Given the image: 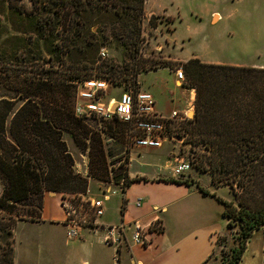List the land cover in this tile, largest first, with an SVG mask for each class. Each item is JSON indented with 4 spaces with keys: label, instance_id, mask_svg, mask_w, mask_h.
<instances>
[{
    "label": "trees",
    "instance_id": "trees-1",
    "mask_svg": "<svg viewBox=\"0 0 264 264\" xmlns=\"http://www.w3.org/2000/svg\"><path fill=\"white\" fill-rule=\"evenodd\" d=\"M30 1L31 9L12 4V0H5L4 4L20 14L35 17L40 36L47 35V52L60 66L63 81L56 87L54 81L37 83L36 91L41 99L37 111L31 109L27 113L24 123L17 127L19 131L13 129L17 115L12 119L9 133L20 148L19 160L12 164L0 151V177L6 185L0 197V209L6 213L0 214V264H14V229L18 220L38 221L40 217L43 197L39 200L40 211L35 215L15 211V204L27 200L35 192L33 186L40 185L41 192L44 188L49 192L73 193L78 206H89L88 179L68 170L73 163L61 139L67 133L80 146L79 136L87 138L89 134L83 119L75 115L72 101H68L70 84L67 79L77 82L97 77L109 80L114 86L112 75H109L114 72L113 65L100 57L102 46L97 33L113 28L115 22L123 25L125 14H128L115 13L113 19L107 20L104 13L113 5V0ZM125 4L134 9L130 20L139 26L127 36L128 43L134 44L140 35L145 0H129ZM96 25L98 29L92 31ZM150 25L156 27L152 18ZM126 28L123 25L124 31ZM182 67L186 80L195 90V113L193 119L178 127L177 135L188 137L189 142L203 147L198 162L194 161L196 170L208 173L213 184L227 186L233 195L232 201H226L198 184L203 194L215 197L222 204L226 227L238 228L237 245L220 262L236 264L251 233L264 229V69L208 64L198 58L189 59ZM139 72L136 70L135 74ZM129 89L139 87L136 83L125 90ZM8 114L0 116V150L6 142L4 132ZM28 130L38 138L37 143L26 139L24 135ZM50 144L56 151L49 147ZM100 145L98 142L92 146L89 176L104 180L107 167ZM4 148L10 154L9 149ZM142 180L146 179H130L126 171L123 178L118 177L113 183L119 185L123 181L125 189L130 183ZM169 180L189 182L188 179ZM124 205L125 201L121 213H124ZM150 229L154 230L155 226Z\"/></svg>",
    "mask_w": 264,
    "mask_h": 264
},
{
    "label": "rangeland",
    "instance_id": "rangeland-1",
    "mask_svg": "<svg viewBox=\"0 0 264 264\" xmlns=\"http://www.w3.org/2000/svg\"><path fill=\"white\" fill-rule=\"evenodd\" d=\"M4 1L0 0V116H5L8 112L9 114L4 132L6 142L1 146L0 151L10 163L15 164L21 154L19 153L20 148L15 144L16 142L9 133L12 128V119L17 115L13 129L19 131L20 129H17V127L20 123H24L23 119L27 116V113L31 109L37 111V107L40 106L41 99L36 91L37 83L44 80L54 81L53 85L56 87L63 79L60 66L56 64L55 59L50 58L47 52V35L45 38L40 36L35 17L20 14L16 9L7 7ZM127 1L129 0H113V5L104 13L107 20L113 19L115 13H128L125 14L127 18L123 23L127 26L126 31L123 30L122 23L115 22L113 28L105 30L104 33H97L102 46L100 52L103 50L105 53L102 60L113 65L114 72H117V74H114V72L109 74L112 75L114 86L109 87L105 93V98L108 100L112 97L117 99L126 88L134 86L136 83L140 89L138 77L146 74L143 77V83L145 85L150 83L155 85V88H157L155 90L156 101L159 108L167 114L177 108L171 101V92L175 91L176 97L181 95L182 91L186 92V97H183L184 105L181 106L182 108H185L189 102L190 90L195 92L187 80L182 85L180 82L174 84V70L179 67L183 68L182 64L188 61L175 58L183 59L192 55L203 58L208 55L214 59L232 60L234 55L229 45V41L232 39L227 35V31L234 34L235 30L240 27V24L235 20L248 15L247 11H244L245 7L230 6V1L223 8L215 0H160L162 5L167 7L168 15L172 16H167L165 13L147 14L144 10L140 22V35L135 38L133 44V42L128 43L127 36L130 31H134L139 26H136L130 20L134 9L125 4ZM13 3L18 6L24 5L27 9L32 8L30 0H12ZM123 5L124 8H122ZM208 8L222 11L226 18L218 24H215L216 20L214 18L211 24L209 14H207ZM252 15H254V12L253 14L250 13L251 17L249 19L244 20H250ZM151 18L156 24L155 28L150 25ZM256 25L257 27L248 29L250 38L264 35V19ZM98 27L96 25L92 31H96ZM235 34V39L241 37L239 34ZM103 35H107V38H103ZM218 37L222 39L220 41L223 44L221 50L216 41ZM259 45H264V39L253 41V46L256 49L260 47ZM234 57L243 60L247 56L241 54ZM252 59L256 60L257 58L252 56ZM136 70L140 71L137 75L135 74ZM67 82L70 84L68 101H72L74 105L77 91L76 81L67 79ZM82 123L86 125L89 134L87 138L79 136L80 146L75 143L71 135L66 133L61 136L65 149L73 163L68 170L73 175L86 177L88 188L89 185L95 187L97 184L103 186L113 185L118 177L123 178L126 174L131 154L137 153V151L140 152L141 149L129 148V139L126 133L128 125L124 122L107 121L92 117L83 119ZM173 129L175 132L177 131L175 128ZM177 133L175 134L176 137L165 142L166 144L162 148H144L145 152L134 160L130 171L152 174L160 165L166 162L169 163V167L172 169L173 157L181 156L191 163L192 168L189 176L201 177L202 182L207 184L209 181L208 176H201L204 173L197 171L194 165V161L198 162L200 155L204 152L203 147L192 144L189 142L188 137H180ZM24 136L30 143H37L38 141V138L30 130L26 131ZM98 142L101 144L99 147L104 151L107 167V175L104 180L93 179L89 176L92 146L94 143L97 145ZM4 147L9 149L10 154L6 153ZM49 147L56 151V148L52 147L51 144ZM179 178L184 179V177ZM5 186L0 177V197ZM39 187L40 185L33 186L35 192L27 200L15 204L16 212L26 215H32L31 212H33L35 215L36 212L40 211L39 200L41 197L44 198L45 193L49 191H45L43 188L41 192ZM212 190L221 199L229 200L230 193H228L226 187L213 188ZM97 193L100 192L97 191ZM66 196L73 199L74 194L58 192L53 199H59L63 207ZM121 199L122 196L116 195L107 203L108 208H110L107 209V215L112 213V207ZM232 200L233 197L230 201ZM55 208L57 210L56 206ZM79 208L80 211H77V213L89 215L88 207L80 205ZM215 209L218 226L224 231L217 238L216 247L207 264H220L222 259L229 256L230 249L238 243V228L236 226L226 227L225 219L220 215L223 206L217 199L215 200ZM0 214L5 215L6 213L0 209ZM25 221L27 220H18L19 223L14 229V264H80L82 258H86L83 250L78 248L77 241L80 238L68 239L66 228ZM145 231L142 228L143 236ZM96 256L103 264H108L109 260L111 261V250L98 245Z\"/></svg>",
    "mask_w": 264,
    "mask_h": 264
},
{
    "label": "crops",
    "instance_id": "crops-1",
    "mask_svg": "<svg viewBox=\"0 0 264 264\" xmlns=\"http://www.w3.org/2000/svg\"><path fill=\"white\" fill-rule=\"evenodd\" d=\"M229 1L231 2L230 6L236 5V7H245L244 11L248 13L247 16L243 18L239 17V20H235L240 24V27L235 30V33L239 34L241 37L235 39L234 35L236 37V34H230V32L227 31V35L232 39L229 41V45L233 50V55L239 56L242 54L247 57L240 60L235 59L233 56L232 60H221L220 58H210L208 55V58L207 56L202 58L192 55L183 59H175L189 60L198 58L202 62L208 64L264 69V45H259L260 47L258 49L253 46V41H261V39H264V35L250 38L248 33V29L250 30L253 29V27H257L256 24L264 19V0H215V2L222 5L223 8L228 5ZM208 9L207 14H209L211 24L214 18L216 20L215 24H218L226 18L222 11L214 8ZM144 10L147 14L165 13L167 16H172L168 15L167 7L162 5L160 0H145ZM253 12L254 15H252V18L245 21L244 19H249V17H251L250 13L253 14ZM216 41L221 50L223 48V44L220 42L222 39L218 37ZM252 56H255L257 59H252ZM145 75L146 74L139 75L138 77L140 90L151 93L155 98L156 111L164 116H168L170 113H164L161 108H159V104L156 101L155 90H157V88H155V85L153 83L148 85L143 83V77ZM177 82H180L182 85V82L178 80L175 75L174 84L176 85ZM192 91L193 90H190L189 93V102L192 99L194 100L195 97L192 96ZM175 94V91L170 93L171 101L177 107L173 110H183L184 107L182 108L181 106L184 105L183 97H186V92L182 91V94L178 97H176ZM164 144L166 143H163L159 148H162ZM134 149H141L142 152L137 151V153L131 154L127 170L128 176L130 179L141 177L146 180L134 181L130 183V185H127L124 189L122 199L112 207V213L110 215H107V209H110L107 203L115 196L105 202L106 212L98 220V228L94 226L83 227L82 236L79 237L80 239L77 242L78 248L83 250L86 258H82L80 264H103L96 256L98 245L111 250V261L109 260L108 264H203L214 252L217 238L224 230L219 228L218 221H216V198L211 195L203 194L198 184L208 190L210 194L214 193V190H212L213 188L219 189L220 187H226L228 193H230L229 200L233 197L232 193L227 186L213 184L208 173L201 174V176H208L207 178H209V181L207 184L202 182L201 177L189 176L190 171L183 176L184 179H188V183L172 182L169 179L181 178L174 174L167 162L160 165L152 174L140 171L131 172L130 169L134 160L145 152V150H143L144 148ZM172 160V163H175L176 156L173 157ZM102 187L103 185L98 184L95 185V187L89 185L87 199H99L102 193ZM97 191L100 193H97ZM56 195L57 193L55 192H46L38 221L28 220L25 222L49 224L54 227L66 228V213L60 200L53 199ZM138 199L141 200L139 206L136 205ZM123 201H125V207L124 213H121ZM220 213L221 217H223L222 212ZM117 214L119 215L117 216ZM224 219L226 225L227 220L226 218ZM122 222L126 224L124 242L119 245V247L106 244L104 242L103 228L110 225H117ZM134 223L146 230L144 232L145 241L143 244L135 243L131 238ZM152 225L155 226L154 230L149 229ZM263 246L264 229L259 228L254 230L248 237L245 249L243 250L240 260L236 264H260ZM116 257L117 263L115 262Z\"/></svg>",
    "mask_w": 264,
    "mask_h": 264
},
{
    "label": "built area",
    "instance_id": "built-area-1",
    "mask_svg": "<svg viewBox=\"0 0 264 264\" xmlns=\"http://www.w3.org/2000/svg\"><path fill=\"white\" fill-rule=\"evenodd\" d=\"M105 56L104 51L100 52V57ZM175 75L182 83L186 82L185 74L181 67L175 70ZM74 112L81 119L99 118L111 121L118 119L128 125L127 137L129 139V148H159L163 143L171 141L176 137L178 127L193 119L195 113V104L192 99L183 110H173L168 116H164L156 111V102L154 96L149 92H143L140 89L124 90L116 98H105V93L112 82L103 78H91L77 81ZM177 130L176 132L174 129ZM192 166L189 160L184 157H176L172 166L174 174L178 177L184 176L191 170ZM123 181L119 185H108L102 187V196L99 199H88L89 215H80L79 206L74 198L67 197L63 205L66 213V235L68 239L74 240L81 236L82 229L85 226H94L98 228V220L105 214V202L113 196L124 194ZM84 200V199H83ZM141 200L136 201L139 206ZM82 206V205H81ZM104 242L108 245L119 247L126 236V224L119 223L103 228ZM131 238L135 243L143 244L145 237L142 234V227L133 224ZM117 263V258L115 259ZM264 264V246L262 249L261 262Z\"/></svg>",
    "mask_w": 264,
    "mask_h": 264
},
{
    "label": "bare ground",
    "instance_id": "bare-ground-1",
    "mask_svg": "<svg viewBox=\"0 0 264 264\" xmlns=\"http://www.w3.org/2000/svg\"><path fill=\"white\" fill-rule=\"evenodd\" d=\"M192 96L194 97V91H192Z\"/></svg>",
    "mask_w": 264,
    "mask_h": 264
}]
</instances>
